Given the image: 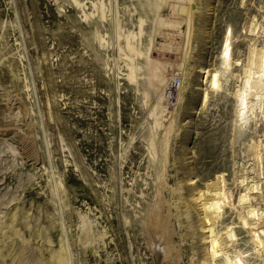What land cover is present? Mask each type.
<instances>
[{"label":"rangeland","instance_id":"obj_1","mask_svg":"<svg viewBox=\"0 0 264 264\" xmlns=\"http://www.w3.org/2000/svg\"><path fill=\"white\" fill-rule=\"evenodd\" d=\"M252 43L264 0H0V264H198L192 198L218 174L231 203L259 182L264 210V120L234 93ZM223 212L240 263L264 264Z\"/></svg>","mask_w":264,"mask_h":264},{"label":"bare ground","instance_id":"obj_2","mask_svg":"<svg viewBox=\"0 0 264 264\" xmlns=\"http://www.w3.org/2000/svg\"><path fill=\"white\" fill-rule=\"evenodd\" d=\"M165 1L166 0H160L161 4ZM180 1L183 2V0ZM184 2H186V0H184ZM101 5L98 7V12L103 18L104 10ZM94 6L97 8V5ZM156 8L159 9L160 6H157ZM177 10L186 14V16H189L190 12L184 6L178 7ZM250 32H252V30H250ZM200 70L206 77L210 78L209 86L211 89L216 90L221 88L218 71L210 73L206 68H202ZM133 71L134 70H131L130 72L132 73ZM164 76L167 75L164 73ZM156 77V85L161 87L159 100H172L175 95V91L177 90L176 85H173V83L171 84L172 80L167 83V79L165 77L157 75ZM234 79L237 81L234 91L237 104H249L247 111L253 114L255 118L260 117L264 120V46L258 47L254 43L250 45L247 63L244 66L242 73L237 72L234 75ZM206 99L207 94L204 93L203 101H206ZM157 124L158 123H155V125ZM153 138L154 137L152 135V139L150 141L151 144L153 143ZM260 147V142L252 143L250 146V152H252L255 160H259ZM236 183H239L241 189L243 188V190L238 193V196L236 197L237 200L233 203L229 200L233 194L222 186V179L219 174L216 176V181L208 185L204 192L201 190L202 192H198L193 195V198L191 197L192 204L194 201L202 210V213L198 218V227L201 232L202 242L204 243L203 249L205 254L202 256V259L198 264H241V253L236 246L237 239L234 228L231 226L232 223L223 225V211L225 208L231 210L237 216L242 229L250 232L249 235L251 237V244L254 251L264 249V210H261L259 207L255 206V204H252L254 195L260 190L259 182H256L255 180L253 183H248L247 178L245 176H241L239 181ZM191 231L193 232V230ZM167 248L168 247H166V249ZM159 251L160 250H158V252ZM48 264H66L64 254L59 251L54 253Z\"/></svg>","mask_w":264,"mask_h":264}]
</instances>
